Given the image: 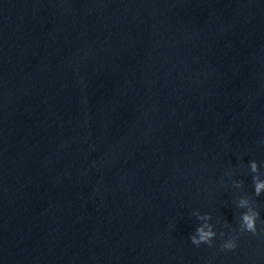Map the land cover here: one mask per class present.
<instances>
[{
    "label": "water",
    "instance_id": "1",
    "mask_svg": "<svg viewBox=\"0 0 264 264\" xmlns=\"http://www.w3.org/2000/svg\"><path fill=\"white\" fill-rule=\"evenodd\" d=\"M262 138L264 0H0L2 264H264L188 239Z\"/></svg>",
    "mask_w": 264,
    "mask_h": 264
},
{
    "label": "clouds",
    "instance_id": "2",
    "mask_svg": "<svg viewBox=\"0 0 264 264\" xmlns=\"http://www.w3.org/2000/svg\"><path fill=\"white\" fill-rule=\"evenodd\" d=\"M259 143L264 144V138ZM262 168H264V164L258 163L256 159H250L247 162L246 169L251 175V194L241 191L244 188L242 179H231V172L227 173L234 191L232 205L235 210V226L227 220L219 218L213 222L211 213L201 212L198 208L193 209L192 214L199 223L188 235L192 245L197 248L202 245L208 248L215 246L220 252H231L237 249L242 234L256 236L264 233V218L261 217L257 200L254 199V197H260L264 194V172L261 171ZM217 225L222 227L218 229ZM224 229H227V232ZM217 240L219 241L218 244ZM207 264H212V260L209 259Z\"/></svg>",
    "mask_w": 264,
    "mask_h": 264
}]
</instances>
